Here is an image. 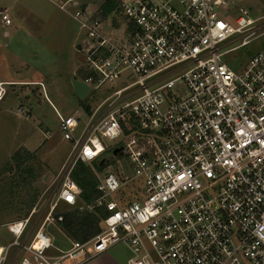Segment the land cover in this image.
Here are the masks:
<instances>
[{"label": "built area", "instance_id": "2783aa9c", "mask_svg": "<svg viewBox=\"0 0 264 264\" xmlns=\"http://www.w3.org/2000/svg\"><path fill=\"white\" fill-rule=\"evenodd\" d=\"M68 5L88 40V97L125 73L133 81L85 121L83 110L58 115L72 150L29 214L7 224L0 264H87L121 246L127 264H264V44L245 64L226 61L264 40V11L243 7L234 19L225 0H120L100 20L78 0L60 9ZM120 16L118 44L109 33ZM0 19L12 24L6 12ZM117 146L133 178L93 170L99 196L83 202L77 165ZM71 211L98 216L102 231L55 254L48 229L66 236Z\"/></svg>", "mask_w": 264, "mask_h": 264}, {"label": "rangeland", "instance_id": "374dc122", "mask_svg": "<svg viewBox=\"0 0 264 264\" xmlns=\"http://www.w3.org/2000/svg\"><path fill=\"white\" fill-rule=\"evenodd\" d=\"M67 1L61 0L55 5L50 0H9L14 5L11 13L13 25L6 27L0 21V75H11L18 80H40L41 75H45L44 87L14 88L9 83L3 84L6 95L0 101V243L11 241L7 224L23 219L31 211L55 179L73 147L60 130L58 115L65 118L82 109L72 86L71 72L75 69L78 74L76 79L84 80V76L79 74L84 70L85 60L81 45L88 40L72 19L77 9L69 5L67 10L60 9V5ZM105 1L78 0V3L96 19L102 20L100 9ZM225 1V10H229L234 19L243 7L264 11V0ZM5 10L4 5L0 6V12ZM119 22L122 26L118 29L114 27L109 36L121 44L127 35V28L123 17ZM231 24L235 26L233 20ZM6 31H9V37L4 34ZM263 44L264 40L260 39L227 56L226 61L230 66L237 62L245 64ZM132 81L129 73L123 74L114 84L94 91L84 101L85 105L95 108ZM86 119L84 116L83 121ZM17 152H29L35 158L16 164L13 157ZM89 168L91 171L110 169L125 180L134 176L131 160L123 156L122 146L106 149L101 159ZM135 191L136 186H128L131 200ZM48 233L53 239V253L58 254L71 247L72 239L57 228H49ZM121 247L110 253L113 259H129L130 253ZM108 263L107 259L97 257L87 264Z\"/></svg>", "mask_w": 264, "mask_h": 264}, {"label": "trees", "instance_id": "16d2710c", "mask_svg": "<svg viewBox=\"0 0 264 264\" xmlns=\"http://www.w3.org/2000/svg\"><path fill=\"white\" fill-rule=\"evenodd\" d=\"M119 2L120 0H106L100 9V17H108L112 14L118 8ZM84 76L86 77V75ZM80 105L88 114H90V108L85 105L84 101H80ZM124 131L128 133L125 127ZM34 158L35 155L29 152H17L13 157V161L16 164H20ZM73 179L81 190V199L83 202L89 203L98 198L99 194L96 190L97 182L87 165L79 163L73 172ZM28 213L26 215H28ZM100 213L103 215V212ZM62 228L66 235H68L72 240L85 242L95 237L102 231V222L101 219L94 214L71 211L65 216Z\"/></svg>", "mask_w": 264, "mask_h": 264}, {"label": "crops", "instance_id": "0c3cea01", "mask_svg": "<svg viewBox=\"0 0 264 264\" xmlns=\"http://www.w3.org/2000/svg\"><path fill=\"white\" fill-rule=\"evenodd\" d=\"M2 5H4L6 7V10L4 12H6L10 16V18H11V13H12V11L14 9V5H11V3H9V0L8 1L7 0H0V6H2ZM0 21H1V19H0ZM1 25H4V24L1 22ZM12 25H13V22H12V24L10 26H6V27H11ZM4 34H5L6 37H9L10 36L9 31H6ZM83 44L81 45V48L83 47ZM71 74H72V78H74L75 80H77L76 79V76L78 74L75 71V69L73 70V73L71 72ZM79 74H81V77L84 76V75L87 76V72L85 71V69L82 70V71H80ZM17 78L18 77L12 78L11 75H9V76H2V75H0V84H7V83H9V86H13L14 88L15 87H19V88L20 87H31V86L44 87V81L45 80H43V79H45V75H43V76L41 75V77H40L41 79L40 80L39 79H35V80H28V79L18 80ZM84 78H85V76H84ZM77 81H83V80L81 79V80H77ZM72 86H73V83H72ZM75 95H76V93H75ZM89 108H90V114H91V112H93V110L95 108H92L91 106H89ZM81 110L84 111L86 118H88L90 114H88L84 108H82ZM117 248H114V249L110 250L109 252L100 255L98 258L107 259L109 261L108 264H127V261H128L127 258H124V260H115V259H113V255L110 254V253H112Z\"/></svg>", "mask_w": 264, "mask_h": 264}, {"label": "water", "instance_id": "95a60500", "mask_svg": "<svg viewBox=\"0 0 264 264\" xmlns=\"http://www.w3.org/2000/svg\"><path fill=\"white\" fill-rule=\"evenodd\" d=\"M72 83H73V88L74 91L78 97V99L80 101H85L88 97V95L90 94V88L88 85H86L85 83H83L82 81H77L74 78H72ZM117 151H115V153H117Z\"/></svg>", "mask_w": 264, "mask_h": 264}]
</instances>
